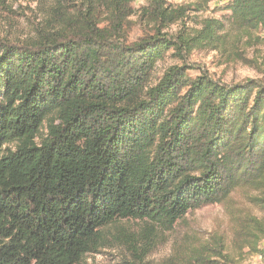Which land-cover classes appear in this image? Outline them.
I'll use <instances>...</instances> for the list:
<instances>
[{"label": "trees", "instance_id": "obj_1", "mask_svg": "<svg viewBox=\"0 0 264 264\" xmlns=\"http://www.w3.org/2000/svg\"><path fill=\"white\" fill-rule=\"evenodd\" d=\"M135 1L57 10L32 38L0 40V264H80L117 221L171 229L239 188L264 189V82L226 85L186 66L157 81V64L170 50L183 59L189 41L163 34L166 1L147 0L140 17L160 28L130 42ZM226 10L264 29V0ZM254 226L264 235V220ZM192 253L188 264L222 256Z\"/></svg>", "mask_w": 264, "mask_h": 264}, {"label": "rangeland", "instance_id": "obj_2", "mask_svg": "<svg viewBox=\"0 0 264 264\" xmlns=\"http://www.w3.org/2000/svg\"><path fill=\"white\" fill-rule=\"evenodd\" d=\"M164 1L169 18L173 17L172 22L163 24L162 33L188 40L191 51L180 59L170 50L157 64V81L169 68L186 66L193 78L206 72L226 85L264 82V29L234 23L226 10L231 0H208V4H200V0ZM110 2L0 0V40L15 44L32 38L57 10L85 13L92 5L103 11ZM146 6L147 0L133 4L136 15L130 18V42L160 28L140 17ZM259 198H264V189L239 188L225 203L192 211L171 229L148 221H117L105 229L107 242L80 264H188L192 252L208 249L221 251L222 256L211 258L219 264H264V235L254 226V221L264 220V209L256 201ZM148 242L151 250H141Z\"/></svg>", "mask_w": 264, "mask_h": 264}]
</instances>
